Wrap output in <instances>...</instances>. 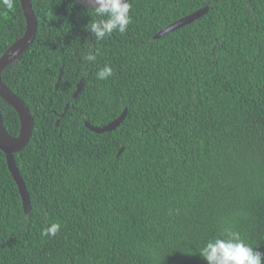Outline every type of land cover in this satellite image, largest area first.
I'll list each match as a JSON object with an SVG mask.
<instances>
[{
	"label": "trees",
	"instance_id": "trees-1",
	"mask_svg": "<svg viewBox=\"0 0 264 264\" xmlns=\"http://www.w3.org/2000/svg\"><path fill=\"white\" fill-rule=\"evenodd\" d=\"M31 2L36 38L1 73L34 118L14 154L31 204L0 148V264H208L200 252L227 227L264 253V0H130L127 31L103 40L88 6ZM26 28L21 0L0 4V56ZM125 109L113 130L86 124ZM0 112L18 136L1 95Z\"/></svg>",
	"mask_w": 264,
	"mask_h": 264
},
{
	"label": "water",
	"instance_id": "water-1",
	"mask_svg": "<svg viewBox=\"0 0 264 264\" xmlns=\"http://www.w3.org/2000/svg\"><path fill=\"white\" fill-rule=\"evenodd\" d=\"M31 1L32 0H21L22 7L27 19V28L24 35L19 39H17L12 45H10L0 56V95L4 99H6L18 111L22 125L20 134L18 136H12L8 132L4 123L3 115L0 112V148L8 155L7 157L8 165L20 189L26 212H28L30 209V204H31L30 196L26 188V185L24 183L23 177L18 168V165L16 163L14 154L21 151L28 144L33 133L34 118L31 114L30 108L28 107L27 103L3 82L1 73L7 64H9L16 57H18L19 55H21L23 52L26 51L32 45V43L36 38L38 31V18L35 14ZM74 1L88 7L92 6L90 4V0H74ZM209 9H210L209 6H205L187 16L180 18L179 20L163 28L160 32H158L155 35V37L156 38L162 37L169 32H172L178 28H181L195 21L196 19H199L200 17L205 15L209 11ZM60 78L58 84L60 82ZM82 86L83 83L80 82L78 84L77 91L75 92L74 95L75 97H77L78 94L80 93ZM126 115H127V109H125L124 112L118 118H116L109 124L102 127L94 126L90 124V122H86V124L91 130L101 133L116 128L120 123H122Z\"/></svg>",
	"mask_w": 264,
	"mask_h": 264
},
{
	"label": "clouds",
	"instance_id": "clouds-1",
	"mask_svg": "<svg viewBox=\"0 0 264 264\" xmlns=\"http://www.w3.org/2000/svg\"><path fill=\"white\" fill-rule=\"evenodd\" d=\"M9 11L14 8V0H0ZM91 9L98 20H91L88 28L95 40H103L111 36L114 31L123 34L131 23L129 15L131 9L130 0H90ZM86 61H95L96 55L89 53ZM114 75L113 68L106 64L96 73L98 80H107ZM59 223H52L42 229V236H55L60 231ZM200 255L208 264H264V253L254 251V248L245 243L238 231L227 227L220 236L210 239L203 247Z\"/></svg>",
	"mask_w": 264,
	"mask_h": 264
}]
</instances>
